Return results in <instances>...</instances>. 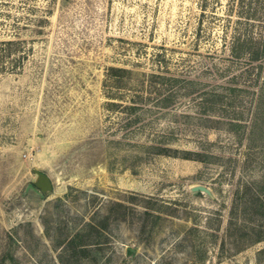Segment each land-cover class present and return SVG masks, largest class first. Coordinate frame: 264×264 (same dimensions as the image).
I'll list each match as a JSON object with an SVG mask.
<instances>
[{
  "label": "rangeland",
  "instance_id": "374dc122",
  "mask_svg": "<svg viewBox=\"0 0 264 264\" xmlns=\"http://www.w3.org/2000/svg\"><path fill=\"white\" fill-rule=\"evenodd\" d=\"M237 18L264 49V0H0V264H264V50L229 55Z\"/></svg>",
  "mask_w": 264,
  "mask_h": 264
},
{
  "label": "trees",
  "instance_id": "16d2710c",
  "mask_svg": "<svg viewBox=\"0 0 264 264\" xmlns=\"http://www.w3.org/2000/svg\"><path fill=\"white\" fill-rule=\"evenodd\" d=\"M256 6L253 8V10H255ZM252 14L255 15V11H252ZM236 22L235 26L233 27V33L231 35V38L229 40L228 43L224 42V46L228 48L229 51V55L233 58H243L245 59V62H250L252 60H259V58L261 57V55L263 54V47L261 46V42H260V38L259 35H253L250 32L249 33H245V32H237L239 30H237L239 28V26L237 25L238 18L234 21ZM231 58V59H233ZM230 59V60H231ZM164 67V66H163ZM213 67L216 70V73L218 74H222L223 72H228L229 69L232 67L231 64L229 65H218L216 63L213 64ZM126 68L123 67H115V66H111L110 67V71L113 72H122L125 71ZM248 71V69H246ZM245 70V71H246ZM116 74V73H115ZM161 84H165L166 82L160 81ZM162 84V85H163ZM180 89V86H177ZM177 94V90L176 89H169L167 92L162 93L161 96L159 98H157L156 101H159L161 103H166L167 101H170V99ZM201 98L199 103L202 105L203 109H207L208 107H210V105L212 106L213 103H215L216 97L218 99H220V91L218 90H214V89H210V90H203L201 91ZM144 97V95L142 93H138L135 96H131L130 99L132 101H137V100H142ZM126 107H131L130 106H126ZM203 110V111H205Z\"/></svg>",
  "mask_w": 264,
  "mask_h": 264
},
{
  "label": "water",
  "instance_id": "95a60500",
  "mask_svg": "<svg viewBox=\"0 0 264 264\" xmlns=\"http://www.w3.org/2000/svg\"><path fill=\"white\" fill-rule=\"evenodd\" d=\"M35 176L32 183L39 188L42 193H48L52 190V185L48 175L40 170L34 169ZM192 190H204L209 192V189L203 185L196 184L191 187Z\"/></svg>",
  "mask_w": 264,
  "mask_h": 264
}]
</instances>
